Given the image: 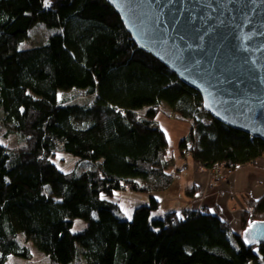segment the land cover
<instances>
[{"label": "trees", "instance_id": "16d2710c", "mask_svg": "<svg viewBox=\"0 0 264 264\" xmlns=\"http://www.w3.org/2000/svg\"><path fill=\"white\" fill-rule=\"evenodd\" d=\"M38 26L47 40L28 46ZM72 89L94 103L58 99ZM0 108L7 133L24 140L14 158L0 142V264L10 255L32 259L28 242L47 264H264V245L247 246L208 210L151 220L160 208L154 193L182 174L156 125L160 111L190 123L178 155L209 170L255 162L264 141L214 119L197 91L136 45L106 0H0ZM59 152L78 158L80 171L60 170L51 159ZM121 190L149 199L131 219L120 216ZM251 206L244 229L264 219L256 217L264 196ZM77 219L88 226L75 233Z\"/></svg>", "mask_w": 264, "mask_h": 264}, {"label": "water", "instance_id": "95a60500", "mask_svg": "<svg viewBox=\"0 0 264 264\" xmlns=\"http://www.w3.org/2000/svg\"><path fill=\"white\" fill-rule=\"evenodd\" d=\"M136 45L197 91L204 109L264 141V0H106ZM264 245V220L242 233Z\"/></svg>", "mask_w": 264, "mask_h": 264}, {"label": "rangeland", "instance_id": "374dc122", "mask_svg": "<svg viewBox=\"0 0 264 264\" xmlns=\"http://www.w3.org/2000/svg\"><path fill=\"white\" fill-rule=\"evenodd\" d=\"M48 37V31L43 26H38L34 30H32L30 34V38L27 40V45H41L44 44ZM95 95L89 94L87 90L83 89H72V90H60L58 92V99L61 102L64 103H71V104H80V105H90L94 103ZM2 110L0 108V142L4 145L11 148L13 158L15 157V153L19 147H21L24 144L23 137L18 134H8L6 128L2 124ZM155 122L158 127H160L167 135L168 142L170 145L169 149V156L175 158V167L177 168L178 165L188 164L186 169L182 171V168L180 169V173H185L187 170V178L184 177V175H178L175 179L176 185H173V187H170L171 190L175 191V194L172 195L170 192L166 191H159L158 193H161L163 195L162 198H160V208L158 210H155L152 212L151 220L155 219V217L160 216L161 217L165 214V212L169 210H177L180 212L182 209L186 208L188 204H191L190 208L193 207L192 205V197H189L185 194L187 187L190 185V182L188 180V176L191 177L193 174V159L190 155H187L186 157H181L178 155V146L179 143L182 141L183 137L182 134V128L181 124L187 123V121L182 119H177L174 114L168 109V110H162L160 111L156 117ZM180 123V124H177ZM191 131V127L186 130L187 135H189ZM263 157V156H262ZM52 161L60 168V170L64 172H73V171H80V160L78 158L64 153L59 152L55 154L52 158ZM197 164L196 162H194ZM189 168V169H188ZM231 170V172H229ZM235 169H225V168H218L213 169L212 171L207 170V174L211 173L210 178L208 179L207 189H211L222 182H229L231 179V176ZM174 181V182H175ZM197 190H200L199 187H197ZM133 190H121L116 192L115 198L120 203L121 207L125 209V206L130 205V196L133 195ZM167 193V198H166ZM245 195V194H244ZM246 196V195H245ZM264 196V195H263ZM262 196V197H263ZM260 197V198H262ZM191 198V199H190ZM246 200L250 203V208L246 209L248 207H244V210H249L254 213V207L251 206V204L254 202L253 198L249 194L248 197L246 196ZM258 198L257 200H259ZM141 202V200L138 199H132V202L134 205H136L138 202ZM128 203V204H127ZM186 203V204H185ZM140 204V203H139ZM123 205V206H122ZM139 206V205H137ZM135 208V207H134ZM128 209V208H127ZM126 211L128 212V210ZM164 209V213L161 211ZM224 211L220 207H215V214H219L221 216H224ZM234 214V213H233ZM120 215V214H119ZM124 216L125 218L128 216L125 210L121 212L120 216ZM242 216V215H241ZM241 216L240 219H237V215L234 214V216L229 217L228 219H225L228 221L234 232L242 234L245 230L241 223ZM258 218H264L262 215H256ZM264 220V219H263ZM88 226V223L82 219H77L75 222V225L73 227V232L78 233L82 232L84 229H86ZM248 226V225H247ZM246 228V227H245ZM28 246L33 254L32 259H26L23 257H18L15 255L8 256L7 264H47L48 262V256L43 251L39 250L36 245L33 242H28Z\"/></svg>", "mask_w": 264, "mask_h": 264}, {"label": "crops", "instance_id": "0c3cea01", "mask_svg": "<svg viewBox=\"0 0 264 264\" xmlns=\"http://www.w3.org/2000/svg\"><path fill=\"white\" fill-rule=\"evenodd\" d=\"M189 126H191L190 123L181 124V136L183 138L187 136L186 130L189 128ZM181 167H183V165L177 166L178 169ZM207 170L209 169L200 167L193 161V174L191 177L188 176L190 185L187 187V189L196 186L200 188V190H198V192L193 195L192 199L190 198L193 205V207L191 208L193 209H205L215 214V207H220L224 211V216H221L219 214L216 215L220 216L223 220L234 216V214L237 215V219L239 220L242 213L247 211L244 210V207H248L246 209L250 208V203L246 200V196L248 197V195L250 194L253 200H257L264 195V156L259 157L255 162L238 166L233 172L229 182H222L221 184L211 189H207L208 187L206 183L211 176V173H209V175L207 174ZM187 171L180 175H184V177L187 178ZM173 185H176V181ZM173 185L171 187H173ZM166 192H170L172 195L175 194V191L171 190L170 188L166 190ZM154 196L157 200H160V198L163 197V195L158 192L154 193ZM129 198L130 205L125 206V209L121 207L122 212L125 210L128 215L126 219L132 218L133 211L137 207V205H143L149 202L147 196L138 193H133V195H131ZM132 199H138L141 200V202L139 201L136 205H134ZM190 206L191 204H188L186 208H190ZM126 209L128 210V212L126 211ZM161 211L164 213V209H162ZM170 211L177 210H169L167 212ZM160 217L161 215L155 218Z\"/></svg>", "mask_w": 264, "mask_h": 264}, {"label": "built area", "instance_id": "2783aa9c", "mask_svg": "<svg viewBox=\"0 0 264 264\" xmlns=\"http://www.w3.org/2000/svg\"><path fill=\"white\" fill-rule=\"evenodd\" d=\"M185 169H186V167H183V168H182V171H184ZM229 172H231V170H229ZM126 188H127V187H126Z\"/></svg>", "mask_w": 264, "mask_h": 264}]
</instances>
